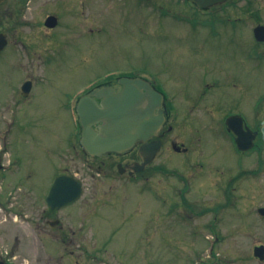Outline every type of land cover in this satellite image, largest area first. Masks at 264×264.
<instances>
[{
    "label": "rangeland",
    "instance_id": "1",
    "mask_svg": "<svg viewBox=\"0 0 264 264\" xmlns=\"http://www.w3.org/2000/svg\"><path fill=\"white\" fill-rule=\"evenodd\" d=\"M187 5L183 0H7L0 6V32L8 41L0 55V145L8 147L16 175L24 178L26 166L33 168V201H40L36 191H45L52 174L44 149H63L62 168L83 183L80 200L63 211L64 244L52 241L56 232L44 239L19 218L0 217L2 257L13 264H264L253 256L255 246H264V217L257 213L264 207V152L237 151L222 121L205 117L203 127L196 117L205 114L200 106L209 104L210 95L197 108L187 99L201 88L200 81L215 80L225 67L222 81L240 70L239 96L256 102L264 96V60L258 59L250 74L246 69L243 81L230 39L201 29L192 33L176 18L188 13ZM53 13L62 17L61 26L48 32L42 20ZM219 48L223 62L210 67L222 66L205 73L196 56ZM146 69L176 96L180 109L192 108L193 116L176 119L167 134L168 139L185 135L189 153L177 156L164 147L139 184L120 179L114 159L106 160L107 170L112 164L108 179L92 178L83 154L67 149L73 123L61 104L108 74ZM26 79L42 89L16 108L12 90ZM220 92L227 94L217 101L230 105L235 92L221 86L213 94ZM258 123L247 121L251 128ZM15 185H22L21 191L11 196H20L24 210L25 182L10 187ZM0 187L6 191V181Z\"/></svg>",
    "mask_w": 264,
    "mask_h": 264
},
{
    "label": "flooded vegetation",
    "instance_id": "2",
    "mask_svg": "<svg viewBox=\"0 0 264 264\" xmlns=\"http://www.w3.org/2000/svg\"><path fill=\"white\" fill-rule=\"evenodd\" d=\"M26 1L30 3V0ZM185 2H187L188 4L187 9L189 11L188 13L183 12V19L178 20L183 21L187 26H189V31H192V33L199 31L198 29H201L207 32V34L212 37L220 38L221 36H225L226 39H230V42H232V44L238 50L233 53V62L240 69H244V81L246 77V69L250 71V74L255 70L254 68L256 61L258 59L264 60V39H258L264 38V2H259L257 0H222L215 5L206 8H198L187 0H185ZM47 16L48 15L43 18L42 26ZM57 20L58 23L54 28L45 29L48 32L59 29L62 21V17L60 16V14L57 15ZM210 50H208L209 52L205 51L204 53L196 56L199 60L201 58V61H204L201 65V68L205 70V73H207L208 69H218L222 66L210 67L212 66V64L210 63L214 61H219L220 63H222L224 59L223 49L219 48V50L215 52ZM226 57L228 62H230V56L226 55ZM210 59L212 60L209 61ZM247 62L249 63L246 64ZM146 70L148 71V69ZM147 71L145 72L148 73L149 71ZM144 73H142L141 75L138 74L137 76L126 77H140L141 79L146 80V82L154 90L162 93L164 96L163 102L160 103V107L154 110L155 115H161L163 117L164 123L162 125V128L158 131L157 135L149 139L146 144H144L143 141L138 140L131 149L122 153H105L100 157L91 156L81 147L79 126L76 123L73 124L71 139L68 143L69 145H67V149L77 155L83 154V156L86 158V162L84 163V165L87 166L89 170L94 172L91 174L92 178L99 176L102 179H108V177L110 176L108 175V170H112V164H108L107 170L106 160L111 159L112 161V159H114L116 161L114 167L118 176L121 175L120 179H125L129 183L139 184V182L144 181V173L153 168V162L156 160L164 147L168 148V150L172 152L173 155L177 156H186L189 153V149L185 146V138H187L185 135L175 136L172 139H168L167 134L172 132L173 123L176 121V119H178L179 117L184 119L191 117V115L193 116L194 113H191L193 111L192 108L187 109V112L185 111L186 107L180 109L178 106L179 103L176 100V96L168 95V93L163 88V83L161 82V80L156 75H153V77H148L144 75ZM149 73L153 74V72ZM218 73L219 77L215 78V80H211L209 77L206 78L205 81H200L199 84L201 85V88L196 92L194 96L188 95L187 99L192 100V103H194V105H192L191 107L197 108L198 103L202 102L203 98L207 99V95H210V97L207 99L209 102L208 105H203V103L199 104L203 105L200 106V108H203L205 111V114L203 115L204 117L200 116L201 118L196 117V119L201 121L203 127H205L203 123V119L205 117L222 121L226 133L233 143V141L235 140V136L231 131L227 129L225 125L226 120L231 117L239 116L241 120H243L244 130H246V128L248 127L252 131L258 132V129L251 128L247 124V121L264 120V96L257 98L255 100L256 102L254 103H252V101L244 102L239 96V90L240 88H242L241 86H239L240 80H242L243 78V76L240 74V70L238 71L237 69H235L234 76L230 75L231 78L229 77L226 82L222 81L224 75L226 74V68H220ZM120 77L121 76H117L112 79L105 80L104 83L97 84V86H90L84 88L83 90H78L70 97L64 98V101L61 104L63 111L71 118V120L73 118L74 120H76L77 114L75 109L77 102L82 96L88 95L92 91V89L95 88H112L116 92H119L122 89V86L119 85ZM27 81H30L29 85L24 88V83ZM35 84V81L26 79L21 84H19V87L16 86L13 88L11 98L14 99V105L16 108H20L23 105L28 104V101L34 99L36 92H38L39 89H42ZM221 86H223L228 92H235V96L230 100V105L221 103L222 100L217 101L218 98L222 97L223 94H227V92H220V96L213 94V92L218 91ZM24 92L26 94L25 96H23ZM142 93L145 94V90H143ZM96 101L97 103L100 102V100ZM247 106L251 108L249 113H245V108H247ZM252 107H255L257 109L253 110ZM204 131H202L201 133H203ZM174 138H179L180 141L173 140ZM258 139L260 140V137L257 133L255 146ZM156 142L159 143V151L156 153V155L153 156L151 163L145 168L144 171L136 172L134 168L137 166V164H142L143 157L147 158V156H149L150 152L152 151V148H149L147 144ZM48 149L49 148L44 149V153L46 154V157H49V159H51L50 162L52 174L49 176L50 182L43 193H38L36 191L38 196L41 197L40 201H33V168L31 166H26L24 178L22 177V175H16V168H11L12 156L8 152V147L0 146V182L2 184L3 181H6V191H4L3 188L0 187V217H4L5 219L7 217L9 219H14V221H17V218H19L22 222L28 224L32 232H40L43 235L44 239H47L49 236H51L49 233L56 232V237L52 238V241L62 245L64 244V238L63 236L61 237L60 234L65 231V226L63 225L62 219L63 211L75 203L69 204L64 208H51L49 205H47L46 198L49 195L50 187L55 178L62 175L76 177V174L69 172L65 168H62L61 164L63 163L64 156V154L62 153L63 149H50L51 151H49ZM253 151L255 150L252 149L248 152H244L243 155ZM49 152L56 153V157L49 156ZM6 153L9 154L8 158L7 156H5ZM76 178L79 179L78 177ZM22 181H24L26 185L25 199L28 202V205L24 206V210H26L25 212L24 210H22V200L20 199V196H11L12 192L16 194L18 193V191H21L20 187L23 184L19 187H16V185L10 187L14 183L18 184ZM75 218L78 220L80 217L79 215H76ZM95 259L96 258L94 257V260ZM0 264H13V262L10 261V259L7 257H2V255L0 254Z\"/></svg>",
    "mask_w": 264,
    "mask_h": 264
},
{
    "label": "water",
    "instance_id": "3",
    "mask_svg": "<svg viewBox=\"0 0 264 264\" xmlns=\"http://www.w3.org/2000/svg\"><path fill=\"white\" fill-rule=\"evenodd\" d=\"M4 0H0L2 3ZM198 6L206 7L221 0H192ZM45 25L52 27L55 25V18L49 17ZM263 40L264 38H258ZM6 45V38L0 34V51ZM123 85V90L119 93L112 92L108 96L110 89H96L91 92V96L103 98L100 106L91 98H82L77 106L79 121L81 125V145L91 155L100 156L108 152H122L129 149L136 139L145 140L154 135L160 128L163 119L161 116L153 114L157 106L160 105L162 96L151 88L145 81L135 78H122L119 80ZM145 90L147 93L142 94ZM261 137L264 142V121L262 122ZM97 126V131L93 126ZM229 130L236 135V143L240 150H247L252 146L253 135L244 132L242 120L233 117L227 121ZM142 149V148H141ZM140 149V150H141ZM156 149L150 152L149 156L143 157V163L137 165L135 170H144L150 163ZM82 193L81 183L69 176L57 177L51 188L46 202L53 207L54 203L62 207L68 203L79 199ZM259 212L264 214V209ZM253 255L259 260L264 259V246L253 249Z\"/></svg>",
    "mask_w": 264,
    "mask_h": 264
}]
</instances>
